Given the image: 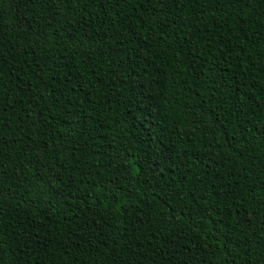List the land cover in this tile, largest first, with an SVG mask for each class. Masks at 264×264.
<instances>
[{
	"label": "trees",
	"instance_id": "1",
	"mask_svg": "<svg viewBox=\"0 0 264 264\" xmlns=\"http://www.w3.org/2000/svg\"><path fill=\"white\" fill-rule=\"evenodd\" d=\"M0 264H264V0H0Z\"/></svg>",
	"mask_w": 264,
	"mask_h": 264
},
{
	"label": "rangeland",
	"instance_id": "2",
	"mask_svg": "<svg viewBox=\"0 0 264 264\" xmlns=\"http://www.w3.org/2000/svg\"><path fill=\"white\" fill-rule=\"evenodd\" d=\"M155 149L159 152L160 151V149H159V147L158 146H155ZM156 170H158V168H156ZM158 172V171H157Z\"/></svg>",
	"mask_w": 264,
	"mask_h": 264
}]
</instances>
